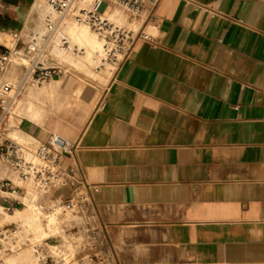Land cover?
I'll return each instance as SVG.
<instances>
[{"label": "crops", "instance_id": "crops-1", "mask_svg": "<svg viewBox=\"0 0 264 264\" xmlns=\"http://www.w3.org/2000/svg\"><path fill=\"white\" fill-rule=\"evenodd\" d=\"M38 5L4 0L0 52L29 42ZM110 83L43 123L82 118L62 164L102 240L90 262L264 264V0H160Z\"/></svg>", "mask_w": 264, "mask_h": 264}, {"label": "built area", "instance_id": "built-area-1", "mask_svg": "<svg viewBox=\"0 0 264 264\" xmlns=\"http://www.w3.org/2000/svg\"><path fill=\"white\" fill-rule=\"evenodd\" d=\"M42 13V32L30 35L29 42L14 51L0 52V201L11 211L15 206H24L30 193L32 202L50 191L71 189V199L66 207L80 204L87 215L88 232L100 245L102 240L93 230L94 217L87 199L81 194L80 180L74 169L63 167V159L71 157L74 149L69 140L52 134L47 142H33L10 138L3 127L5 115L19 97L59 77L62 66L56 60L65 52L70 41L63 34L66 24L73 22L87 26L102 40V52L120 57L123 61L131 52L132 35L118 27L109 15L111 7L136 16L140 12L156 7L160 0H37ZM5 10L0 0V13ZM109 15V16H108ZM19 229L0 224V264H41L46 257L40 246L31 244ZM31 250L33 258L22 257V252Z\"/></svg>", "mask_w": 264, "mask_h": 264}, {"label": "rangeland", "instance_id": "rangeland-1", "mask_svg": "<svg viewBox=\"0 0 264 264\" xmlns=\"http://www.w3.org/2000/svg\"><path fill=\"white\" fill-rule=\"evenodd\" d=\"M36 9L39 13L35 14L33 28L36 32H42V13L38 6ZM153 9H146L134 17L121 11L117 7H111L109 9V15L117 26L131 33V40L133 43L131 50L135 47L137 39L141 37L143 27L152 15ZM147 15L148 19L143 26L142 21ZM70 27L86 29L91 36L98 38L102 44L100 37L87 26L78 25L73 22L66 24L63 34L69 39L70 44L65 52H60L56 57V60L62 66V74L32 91L36 93L39 89L47 90L49 99L47 100L48 116H45L46 119L50 116L57 115V111L55 110L58 104H66V102L72 98L79 100L83 91L88 92L89 89H91L100 93L105 86L111 84L112 77L115 78L120 74V71L128 60L127 56L122 62H119V60H121L120 57L115 58L112 57L111 54L107 55L102 52V48L97 54H89L86 52L84 46L71 40L69 32L67 33ZM144 36L148 38V32L145 31ZM17 49L20 50L22 48H16V50ZM55 86L58 88L57 94L49 92ZM26 95L27 94H24L17 99L10 107L9 113L5 115V119L3 120V127L6 130L7 136L10 138L25 139L20 135L19 125H31L32 127L38 125L41 127L39 131L44 132L51 130L50 127L45 124L31 121L26 114L19 109L20 101ZM56 95L58 96L57 99ZM4 102V100L0 99L1 105H4ZM72 105L73 104H69L70 107ZM91 111L89 112L90 116L88 120L85 119L84 129L88 127L93 117ZM81 121L82 118L79 114L74 115L71 119L72 124L69 131L58 133L57 131L51 130V132L52 134L67 138L78 130ZM65 189L66 188H61L50 191L46 195L39 197L36 202H32L31 198L30 201H28V198L31 197L29 193L24 201L25 207L21 205L16 207L13 214L12 211H7V205L0 201V224H24V232L21 234L23 236L26 235V238L29 239L31 244L40 246L41 250L44 248V253L42 254L47 259L45 263L41 264H93V261L90 262V259L87 257L88 252L91 253L88 242L93 238V234L87 231V215L83 212L84 210L79 207V203H76L77 206L74 208L66 207L72 195L71 191ZM24 252H22V257L29 255L30 257L33 256L30 249Z\"/></svg>", "mask_w": 264, "mask_h": 264}, {"label": "bare ground", "instance_id": "bare-ground-1", "mask_svg": "<svg viewBox=\"0 0 264 264\" xmlns=\"http://www.w3.org/2000/svg\"><path fill=\"white\" fill-rule=\"evenodd\" d=\"M38 7L40 8V5H38ZM68 32L71 37V40H74L79 45L84 46L86 48V52H88L89 54L91 53L97 54L98 52H100L101 47H102L101 42L98 40V38L91 36L86 29L70 27L67 30V33ZM8 39L12 41L11 40L12 37H8ZM57 90L58 88L57 86H55L49 92H53L57 94ZM57 97L58 96L56 95V99ZM48 99H49V95H48L47 90L39 89L36 93L30 92L20 101L19 109L22 112H24L31 121H34L39 124H43L44 120H46L45 116H48L47 115L48 114L47 112V109H48L47 100ZM61 107L62 105L58 104L55 111H58ZM50 123H52L55 131H57L58 133H62L57 127V125H59L57 121H53Z\"/></svg>", "mask_w": 264, "mask_h": 264}]
</instances>
